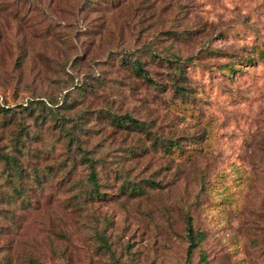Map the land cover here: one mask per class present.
Wrapping results in <instances>:
<instances>
[{"label": "rangeland", "instance_id": "rangeland-1", "mask_svg": "<svg viewBox=\"0 0 264 264\" xmlns=\"http://www.w3.org/2000/svg\"><path fill=\"white\" fill-rule=\"evenodd\" d=\"M206 262L264 264V0H0V264Z\"/></svg>", "mask_w": 264, "mask_h": 264}, {"label": "trees", "instance_id": "trees-1", "mask_svg": "<svg viewBox=\"0 0 264 264\" xmlns=\"http://www.w3.org/2000/svg\"><path fill=\"white\" fill-rule=\"evenodd\" d=\"M100 2H105L106 0H99ZM110 1V0H109ZM112 2V1H111ZM113 3V2H112ZM117 4V3H116ZM212 53H218L217 51H211ZM194 57V56H193ZM193 57H190L187 59V62H184L181 59L174 58V59H168L164 58L165 63H166V70H164V74L167 75V80L170 82V90H171V96L172 99L177 96L178 98H184L188 97L191 94L195 93V90L192 89L188 83V79L186 76V70L184 69L185 64H189L191 62V59ZM145 61H143L136 52H123V56L119 58L118 64L125 67V69L129 70L132 74L135 76L139 77L142 82L148 84L151 86L153 89L158 90L159 92H165L166 86L163 83H160L159 81L153 79L151 77V74L149 70L145 69L144 65ZM194 64V63H192ZM223 66L229 67V65L225 64ZM167 84V83H166ZM2 111L7 112V109L1 108ZM130 121H132L131 128H136L138 125L135 121H133L132 118H130L128 115H126ZM121 118H116L114 119V122L117 124V122H120ZM181 144V143H180ZM182 146V144H181ZM176 148L180 150V145L179 143L176 144ZM4 161L7 164L15 165L16 160L13 156L9 154H5L4 156ZM89 182L92 185H96V177L93 168L90 170V176H89ZM205 188V185H203L202 189ZM185 229H186V238L188 239L189 242V247H188V253L190 254L194 248L199 246V244L203 241L204 239V234L202 233H196L193 228H192V219L188 216L186 217L185 221ZM207 264V262H206Z\"/></svg>", "mask_w": 264, "mask_h": 264}]
</instances>
